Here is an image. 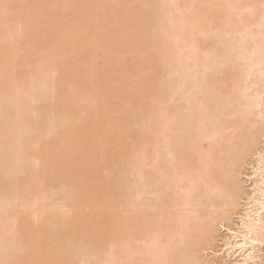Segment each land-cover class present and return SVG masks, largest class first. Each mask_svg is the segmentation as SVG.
Masks as SVG:
<instances>
[{
	"label": "rangeland",
	"instance_id": "rangeland-1",
	"mask_svg": "<svg viewBox=\"0 0 264 264\" xmlns=\"http://www.w3.org/2000/svg\"><path fill=\"white\" fill-rule=\"evenodd\" d=\"M161 1L162 0H0V37H2L0 40L5 42L2 44L0 43L4 46L0 54V129L1 132L4 131L3 133H7L8 131L6 141L0 146V181H5L4 183L2 182L3 184L0 182L5 186L4 188L2 185L0 186V198L2 195L3 198L6 195L8 196L6 199L8 198L7 200L13 201L12 203L14 204L13 198H16L15 196L21 197V194H17L21 191L16 192V188L18 190L17 181L23 176L21 175L23 173L21 170L22 167L24 168L25 166L26 169L31 170L40 168L39 170L41 171L38 170L40 175L34 176V183L31 180L32 185L30 188H27V190L25 189L26 192L24 190L22 194V196L26 198V196H30L26 193L33 195L32 192H39L41 194H38L37 198H39L35 201L32 197L31 200L27 197L28 199H25L24 202V198L15 199V203L16 200L20 201L17 203L19 204L18 207H16L17 204H15V210L18 211V209H20L19 212L23 211L20 216L18 215L19 218L23 215L25 216L27 213L26 217H30V219H28L33 222V224L31 223L33 226H41L46 220H44L45 216L47 217L45 214L47 212H52H49V210L55 207V210L57 209V216H53L51 220L57 221L56 217L60 218V220H66L68 218L66 215L69 214V210L65 206L67 205L65 204L67 202H65V200H67L66 198H68L67 196L69 195L67 192H64L67 189V185H64V180L66 178L62 176L61 180H63V182L61 181V183H59L60 181H58L57 177H60V173L69 174V176L72 175L73 177V174H76L78 169L71 165V162L74 164L75 161L73 160L75 159L77 162V159L82 156L85 150L92 146H97L100 153L93 159L92 163H94V166L91 161H88L89 165L93 167L91 168L93 174L91 170L81 173V175L85 177L84 188L86 190L91 188L92 183L95 182L96 179L99 180V178L105 177L106 174L111 172L115 176V185L111 187L112 192L117 190L121 192L126 186H132L134 188L133 185H139L141 182L145 181L146 184L143 185L147 193L143 190V194L141 192L142 195L139 194V196L133 193L134 189L131 188V191L133 190L131 193L136 195L135 197L132 196V200L134 197L135 199L133 202L137 203L139 200L140 202L138 203L146 202V204L144 203L145 205L152 202V200L155 201L157 197L155 193H157V191L153 189V187H157L155 177L159 172L158 167L160 166L163 169L168 163L165 162V160L169 161L171 159L163 144L161 146L162 148H160V146L157 148L164 159L162 158L157 161L156 158H154L157 156L158 151L157 148L154 147L156 145H153L154 139H152V135L157 131L156 129H159L161 126L158 125L155 114L158 112V109L162 108V119L174 121L175 119L173 120L171 117L173 118L176 111L178 112V114L176 113L178 116L174 118H176V120L178 117L183 119L185 117L184 114L186 116L188 115L185 112L188 111L186 108L187 104H189L187 103L188 99L186 98V92L183 91L184 88L182 90L180 89L181 87H185L184 80L187 78L185 76V79H182V74L186 72V66H183L182 69L184 70L180 71L179 69L178 71L176 70V72L171 71V66L174 65L173 62L176 61V58H180L181 60L186 58L188 48L185 47V44L187 43H185L184 38L181 37L183 39L181 40L179 36L177 37L179 34L174 36L175 34L173 35L170 32L173 24L176 26L177 22L184 23L182 20L185 15L184 12L186 13L187 2L186 0H166L165 6L163 5L166 10L163 12V9L160 11V7H158V4L161 6ZM161 3L163 4L164 2L162 1ZM167 9L170 12H167ZM162 12L164 14H162ZM179 12L183 13L182 20L178 16ZM166 13L173 14V21L176 23L173 22L172 24V21L169 22ZM163 15L166 17H163ZM174 16L176 18L178 16L179 18L174 19ZM183 28L185 27L183 26ZM152 30L156 34L154 37L152 35ZM174 30L175 29H172V31ZM122 38L126 39L123 43H121L122 40L119 42V39ZM155 45H160L158 46L160 50ZM49 47H51V49H49ZM28 70L31 71L29 72ZM195 74L197 75V73ZM196 75L194 77H196ZM152 76L153 79H149ZM198 78L196 79L197 81L195 80L196 85L197 82H199ZM249 79L251 80V78ZM249 79L248 81H250ZM262 79H264V77L258 82L262 83ZM57 81L63 84V86L61 85L62 91L61 89H59V91L57 87L55 88V84H58ZM175 83L176 85L178 84L180 90H175ZM260 83L258 87H255L258 83L251 84L252 87L250 86L251 89L249 90L251 91L254 87L261 89ZM263 83L261 84L262 86ZM132 85L135 87V90L136 87H138L140 90L144 91L143 98L147 99L146 103L149 104V106L147 104L149 115H142L132 109V105L134 104V101L131 99V93L134 91ZM147 90L148 92L151 90V92L148 93ZM173 91L179 93L176 94ZM160 98L163 100L159 101L158 99ZM118 102L128 108V111L124 114V119L127 120L125 131L129 130L131 133L129 136H125L126 134L123 132L124 128L122 131L119 130L118 119L120 121L121 118L119 113L112 109L111 106L112 103L115 104ZM184 102L186 104L185 108L181 105ZM52 103H56L60 106L59 114L56 113L57 115H51L50 112L46 111L48 105ZM176 104H179L177 106L181 105L183 110L177 107ZM261 107L262 105H259V107L256 108L258 110ZM262 108L264 109V107ZM262 108L260 110L263 115L264 110H262ZM71 110H75L78 126V132L72 135L69 134L71 137L67 138L76 139V142L71 147L72 150L70 149V152L69 150L65 152L67 155L61 160L56 152V147H52L49 149L50 155L47 157V162L44 164L37 161L35 162L34 156H32L33 153L31 154V152L28 151H32L30 149L37 148V146L39 148L40 145H48V147H50V143L54 142L50 126ZM257 110L256 112L258 113L260 110ZM257 113L255 114L254 111L255 115H250V118L253 117V120L250 119L249 124L252 123L253 126H259V124L262 123L264 125L262 115L260 113L257 115ZM227 117L229 118V116ZM10 118H12V121L15 118H18V120L28 118L32 122L26 123L25 120V126L22 122L23 125H19V127L21 126L19 133L17 126L13 125L16 121L12 122ZM254 120L255 122H253ZM34 121L36 124L33 123ZM170 121H167L168 123L163 121L168 125L163 123L165 130L167 132L169 131L168 134H166L167 136L170 135L169 133L172 130L170 125L173 126L174 122L177 124V121H171L172 123L169 124ZM26 124H33L35 129H33L34 126L29 125V128ZM253 126H251V128ZM248 128L249 125L247 124V127L243 129V131H245H242L243 133L247 132L246 135L250 131ZM261 128L263 127L261 126ZM27 130L29 133H27ZM31 130L32 132H37L38 136L34 139L33 143L32 141L30 143L33 148L30 147L28 151L26 150L29 154L24 152L25 150L23 149V154H21L22 152L20 148L18 150V145H20L26 137L28 139L23 143L27 144L30 137L28 134L32 133ZM100 130L102 131L100 132ZM165 130L164 132L166 133ZM48 132H51V134ZM129 132H127V134H129ZM225 133L226 132H224V134ZM262 138L263 139L260 138L256 142V147L259 146L261 149L255 147L253 149L254 151H252L254 155H256L259 150H264V137ZM55 143L57 144V142ZM119 143L123 145L122 153H120V155L113 154L115 146ZM221 144H223L222 141ZM224 144L221 146L227 147V145ZM19 147H21V145ZM65 150H67V148ZM220 153L222 152L220 151L217 155H220ZM227 153L226 151V154L225 152L223 154L227 156ZM252 153L250 152L247 154L248 157H242L243 159L245 158L246 161L244 159V163L242 162V165H240V167L238 165L236 169V171L239 172L235 174V177L240 181H238V184L241 185V190L243 191L240 190L241 200H238L239 205H237L235 209L232 208L234 211L231 209L232 213H230L231 211H228V214L226 213L230 217V221H225L229 220L226 214L224 215L227 216L226 218L228 219H225L223 215L222 218L224 217V219H222L221 222V216H219L220 218L216 216L217 218H215V221L217 219V222H213L216 224H214V229H216L213 232L215 233L213 240L209 242L206 249L198 251V255H200L199 257L202 261L208 262L210 260V262L213 261L214 264H233V262L239 259L229 250L224 249L226 248L225 244L227 243V238L231 239V235L226 228L232 227L234 228L233 230H236V225L240 222L238 216L244 213L246 202L249 201L248 197L251 199L254 195L252 193L253 191H251L253 189L251 186H254L255 178L257 177L253 175L252 171L258 166V164L256 165V162L258 163V161H256L258 155L254 156ZM223 154L220 157H223ZM228 156H230L229 153ZM225 159L228 158L226 157ZM176 161L177 160L173 161V159H171V162L177 164ZM75 168L77 169L76 171ZM58 174L59 176H57ZM79 174L80 173H78V175ZM177 174L180 175V172ZM146 185H148V187ZM136 188L137 186L135 185V189ZM42 192L44 193L43 195ZM20 199H22V202ZM7 200L3 203L10 204L9 201L7 203ZM37 200L39 204L36 203V205L39 206L34 207L36 208L35 210L33 206H35L34 202H37ZM215 202L217 201L215 200ZM20 203H27L26 205H29V208H24L25 204L21 205ZM40 206L49 208L44 209ZM6 207L8 206L5 205V210ZM8 208L12 209L10 207ZM1 209L0 252L2 254L0 253V256L3 257L2 259L0 258V261L6 258L4 261L9 262L8 259L11 261L10 257H14L15 255L14 259H16V254L18 253L17 255H19V251L22 250L19 248L20 250L17 249L18 251H14L16 250L14 249L15 245L17 248L19 245L16 244V239L12 240L16 237V234H14L16 233V229L18 231V228L22 227V224L16 219L18 217L13 214L14 210H12L13 212L10 210L12 212L10 214L8 210L4 211H8L7 213L3 212L4 207ZM25 209L26 213H24ZM37 209L40 212H37ZM116 209L117 216L112 226L121 227L124 221V214L121 212V206H116ZM27 210H29V212ZM30 210L34 211L30 212ZM17 211L15 212L19 214ZM2 212L3 214H1ZM12 214L14 216H12ZM99 214V216L104 215L105 217V211H99ZM62 215L65 216L61 219ZM133 215L132 218L137 221L136 218L140 214H138L136 218ZM50 216L48 218H51ZM3 218L5 221H8L4 223ZM16 223L20 225L18 226ZM52 224L50 228L52 232L53 229L57 232L61 228V224L59 225L58 222ZM93 228L86 227L82 232L84 235L88 234V236H86L89 237L90 234L93 235L98 227L95 229ZM11 231H14V233ZM11 233H13V235ZM84 235L81 238L79 237L80 235H78L79 239H76V237L74 239V241H76H73V243H69L68 241L70 245H68L67 248L70 249H67V251L70 254V259L72 258V264H125L127 255L124 254V244L117 238L113 242L104 245L100 242L101 246L100 244L99 247L97 245L98 248H96L94 254H90L86 244L88 240H86L87 237ZM84 237L86 238L84 239ZM3 239L7 241L8 244H5ZM82 239L86 241L83 242ZM134 239H132L133 242L131 241V245L129 244V250H132L130 257L127 256L128 259L126 260L130 261L132 259V263H134L136 259L139 260V257L142 258V250L139 249L138 244H141V249L145 244H142L143 241L141 242V239L140 242H138L139 239ZM71 241L72 240H70V242ZM66 243L67 241H65V244ZM1 244L3 247H1ZM5 245L9 246L7 247ZM12 245H14V247ZM4 246L5 249H3ZM137 247L138 251L137 249L134 250V248ZM145 250L147 252L148 249L144 248L142 252ZM254 250L256 256L253 264H264V239L255 246ZM14 252L16 253L14 254ZM22 253H24V251H22ZM165 254L167 255L168 253ZM137 256L139 257L137 258ZM138 260L136 261L138 262ZM1 262L3 263V261ZM210 262L209 264H213V262ZM9 263L11 264V262Z\"/></svg>",
	"mask_w": 264,
	"mask_h": 264
},
{
	"label": "bare ground",
	"instance_id": "bare-ground-1",
	"mask_svg": "<svg viewBox=\"0 0 264 264\" xmlns=\"http://www.w3.org/2000/svg\"><path fill=\"white\" fill-rule=\"evenodd\" d=\"M162 1L164 2L163 4L161 3ZM162 1L160 2L161 6L158 4V7H160V9H158L160 11L163 9L162 11L164 12V10H166V8H164L166 0ZM186 2L187 7L185 10L186 13L184 12L185 15L183 20V13L179 12L178 15L185 24L173 21V14L171 13H166V15H168L167 19L169 22L172 21V24L173 22L176 23V26H174L175 24L172 25L170 23L172 25V28H169L171 34H175L174 36L179 34L177 37L184 38L185 43H187L185 44V47L188 48L186 58L184 60L176 58V61L173 62L174 65L171 66V71L176 72V70L178 71L179 69L181 71L184 70L182 69L183 66H186V72L183 71L184 74H182V79H185L186 76L188 80H184L185 87H181L180 89L182 90L184 88L183 91L186 92L185 94L187 95V103L189 104H187L186 108L188 111L185 113L188 115L186 116L183 113L185 117L183 119L178 117L176 120L174 117L178 116L176 115L178 112L176 111V113H174V116L173 118L171 117V119H175L174 121H177V124L171 120L174 122L173 126L170 125L173 132L170 129L171 132L168 136L166 134H168L169 131L167 132L163 125L168 123L170 119H162V108L158 109V112L156 113L157 115L155 114L156 117L154 116L158 125H161L160 127L158 126L159 129H156L157 131L155 130L156 132L154 131L155 133L153 132L155 135L151 133L154 137H152V139H154L153 145H156L154 147L157 148L160 146V148H162L161 146L163 144L169 157L173 159V161L177 160V164L171 162V159L169 161L165 160V162L168 163L163 169L159 166L160 164L158 165L159 167L157 166L159 170L158 175L156 176L157 178L155 177L157 187H153V189L157 191V193H155V195L157 194L155 201L152 200V202H148L150 205H145L146 202L138 203L140 202L139 200L137 203L133 202L135 199L134 197L136 196L133 193L142 195L143 190L147 193L144 189V185L146 184L145 181H143L144 183L140 181L141 183L139 182V185L135 184L137 190L135 189V185H133L134 188L132 186H126L127 188L125 187L121 192L118 190V192H112L111 187L115 185V176L111 172L106 174L105 177L99 178V180L96 179L97 181L95 180V182L92 183L91 188L86 190L84 188L85 177L81 175V173L89 172L90 170L91 172L93 171L91 169L93 168L92 165L94 166V163H92L93 159L100 153L97 146H92L85 150L80 157L81 160L80 158L77 159L78 163L76 162V159L73 160L75 161L74 164L71 162V165L78 169V171H76L77 169L75 168L76 174H73V177L72 175L69 176V174L66 175L65 173H62L63 175L60 173V177H57L58 181H60L59 183H61V181L63 182V180H61L62 176L63 178H66L64 180V185H67V189L64 192H67L69 195L67 196L68 198H66L67 200H65V202L67 201L65 203L67 205L65 206L69 210V214L66 211L68 215H65L68 218L63 220L62 218L65 215H62V220L58 217H56L57 221L51 220L52 217L56 215L57 209L55 210L54 207L53 209L51 208L52 210L48 209L49 212H52H47L45 214L47 217L43 213L45 216L44 220L46 219L45 222H43V225L40 224L41 226H33V222L29 220L30 217L28 216L29 219L26 217V209L29 208V205L27 206V203H23L26 205H24V208L26 207L24 213L26 214L19 218L18 215L20 216L23 211L19 212L20 209H18V211L15 210L19 205L17 203L20 202L19 200V202L16 200L15 203V199L24 198L22 196L23 191L30 188L32 181L35 180L34 176L40 175L41 171L39 170L40 168L31 170L26 169L24 166L25 170L22 167L21 170L23 173H20L23 176L17 181L18 186H16L18 187V190L15 187L16 192H22L17 193L19 195L21 194V197L15 196L16 198H13L14 204L12 203L13 201L11 202L7 200L8 198L6 199V197H8L6 195L4 198L2 197L3 195L0 198V210L4 207L3 212L6 210H8L10 214L13 212L12 210H14V212H19V214L16 212H13V214L19 218L16 219L22 224V227L18 228V231L14 227L16 233L11 231L16 234V237L12 240H17V243L15 242L16 240L12 242L19 245L17 248L14 244V249H16L14 251H18L17 249L19 248L22 249H19L20 254H16V259H14L15 255L14 257H10L11 261L7 258L11 264H72V258L70 259V254L67 251V249L70 248L67 247L70 245L69 243H73L76 237V239H79V237L81 238L84 235L82 231L86 227H94L93 229L96 227L99 228H96L97 230L94 231L93 235L90 234L91 236L89 235V237H87L88 234L84 235H87V238L84 237V239L86 238V240H88V243L86 242V244L90 254H94V251L99 247V244L101 246V243L102 245L111 243L117 238L124 244H122L126 252H124V254L130 257L132 249L129 250V244L131 241L133 242L132 239L136 237L134 240L139 239L138 242H140L141 239V242L143 241L142 244L145 243L142 246V249L140 248L141 244H138L140 250L143 251L144 248H147L151 251L147 250L148 253L146 250L144 252L141 251L142 258L137 256V258L139 257V260L136 259L138 260L137 262L133 259L134 263H132V259L126 261L128 259L126 256L125 264H209V259L208 262L200 259L198 251L206 249L209 242L213 240L215 235L213 232L216 229H214V224L217 222V219L215 221V218H217L216 216H221V218L219 217L221 222V220L224 219V217L222 218L224 214H228V211L230 212L232 208L235 209L237 205H239L238 200H241V185L238 184L240 181L235 177V174L239 172L236 171L237 166L239 165L240 167V165H242L241 163L245 159L242 157H245L247 154L254 151L253 149L256 147L257 140L260 138L263 139L262 137H264V125L262 123V125L259 124L260 127L253 126L252 123L249 124L250 119L253 120V117L250 118V115L254 114V111L255 114L257 113L256 107H259V105L264 107V79H262L263 86L261 85L262 83L258 82L264 77V0H186ZM163 12L162 14H164ZM167 12L170 11L167 9ZM178 16L177 18H179ZM163 17L166 16L163 15ZM177 18L174 16V19ZM145 22L147 23L146 20ZM183 26L185 28H183ZM172 29L175 30L172 31ZM152 35L153 37L156 36L153 30ZM182 38L181 40H183ZM0 39H2V37H0ZM120 40H122V42ZM125 41L126 39H119V42L121 43ZM0 43L2 44L5 42L0 40ZM1 44L0 54L4 49V46ZM155 46L160 50V47H158L160 45ZM49 49H51V47H49ZM28 71L30 72L31 70ZM195 73H197V75ZM195 75L197 78L200 77L198 78L199 82H197V85V78L194 77ZM151 78L153 79V76L149 79ZM249 78H251V80ZM248 79L250 81H248ZM57 82L58 84H55V88L57 87L58 90L61 89L62 91L63 84H61L60 81ZM254 83H258L255 87H258L260 83L262 88L260 87L261 89H257L254 87L250 91V86L252 87ZM175 85L176 83L174 84V87H176L175 90H180L178 84ZM132 87L134 89L131 93V99L134 101L132 109L142 115H149V108H147L149 104L146 103L147 99L143 98L144 91L140 90L138 87H136L135 90L133 85ZM176 91L173 92L176 93ZM149 92H151V90ZM158 100L161 101L163 99L160 98ZM183 104L181 105L185 108V102ZM177 105L179 104H176V106ZM111 106L112 109L117 111L120 115L121 120L119 121L118 119L119 130L122 131L124 128L123 132L126 134L125 136H129L131 133L129 130L125 131L127 120L124 119V114L128 111V108L119 102L115 104L112 103ZM180 106L177 107L182 109L183 107ZM262 110L264 109L262 108ZM46 111L50 112L51 115L56 113L59 114L60 106L56 103L49 104ZM258 113L261 114V110L258 111ZM263 115L262 118L264 119ZM227 116H229V118ZM10 120L12 121V118H10ZM13 121H16L13 125H16L19 130L21 129V126L19 127V125L22 124V122L23 124L25 122L29 123L31 120L28 118L22 120L15 118ZM56 121L57 122H54L52 126H50L52 134L51 132H48L53 135V137L50 136L54 139V142L50 143V147H48V145H40L39 148L37 146V148L30 149L32 151H28L30 147L33 148L32 144H30L31 141L33 143L34 139L38 136L37 132H32V130L35 129V126L31 124L34 126L31 130L33 134H28L30 137L27 144L23 143L28 139L26 137L27 135L25 136L26 139L20 143L21 147H19L20 145H18V142V150L20 148L21 152L25 150L24 152L26 153H33L32 156H34L35 162L37 161L44 164L47 162V157L50 155L49 149L56 147L59 159H64L65 155H67L65 152H68V150L70 152L71 147L76 142V139H67L68 137H71L72 134L78 132L75 110H71L65 116L61 117L60 120L57 119ZM171 121L169 124L172 123ZM253 122H255V120ZM33 123H35V121ZM247 124L249 125L248 130H250V133L248 132L246 135L247 132L243 133L245 131H243V129L247 127ZM26 125L29 127L30 124ZM251 126L253 127L251 128ZM261 126L263 128H261ZM28 130L27 133L30 132V130L29 132ZM101 131L102 130H100V132ZM3 132H1L3 135L0 134V146L6 141L8 135V131L7 133ZM127 132H129V134H127ZM224 132L226 133L224 134ZM221 141L223 144L225 142L224 145H227V147H222L223 144H221ZM55 142H57V144ZM122 146L121 143L115 146L113 154L120 155V153H122ZM66 148L67 150H65ZM256 148L261 149L259 146ZM225 150L230 156H228V153L227 156L225 155ZM262 150H259V152L257 151L258 153L256 155L258 156L256 161H258V163L256 162V165L258 164V166L252 171L253 175H256L255 177H257L255 178L254 186H251L253 188L251 191H253L252 193L254 195L251 199L248 197L249 201L246 202L248 205H245L246 209L244 213L242 215L239 214L240 216L238 217L240 222L236 225V230H233L234 228L232 227L226 228L231 235V239L227 238V243L225 242L226 248L224 249L229 250L239 258L238 260L236 258L237 261L233 262V264H253L256 256L254 254L255 246L264 239V150ZM220 151L222 153L217 155ZM224 152L225 154H223ZM21 154H23V152ZM222 154L223 157H220ZM224 157H227L228 159H225ZM154 158H156L157 161L163 158L160 151H158L157 156ZM88 161H91L92 165H89ZM179 172L180 175L177 174ZM78 173L80 174L78 175ZM57 176H59V174ZM0 182L4 183L5 181ZM1 183L0 186L3 184ZM146 186L148 187V185ZM2 187L4 188L5 186L2 185ZM131 188L134 189L133 193H131L133 191H131ZM32 193L33 195L26 193L30 196H26V198L23 199V202L28 198L30 200L33 198L35 201L39 198H37L38 194H40L39 192ZM43 194L44 193L42 192V195ZM132 196H134L133 200ZM4 199L7 200V203L9 201L10 204L3 203L5 201ZM20 200L22 202V199ZM215 200L217 202H215ZM34 203L35 206H33V209L36 210L34 207L39 206L36 205V203L39 204L38 200ZM15 204H17L16 207ZM20 204L23 205L22 203ZM5 205L12 209L6 207L5 210ZM116 206H121V212L124 214V221L121 227L112 226L115 223L114 219H116L115 217L117 216ZM42 208L46 209L49 207ZM234 209L232 210L234 211ZM27 211L29 212V210ZM32 211L30 210V212ZM38 211L39 210L37 209V212ZM99 211H105V217L104 215L99 216ZM3 212L1 214H3ZM230 213H232V211ZM13 214L12 216H14ZM132 215L135 218L138 215L136 218L137 221L132 218ZM49 216L51 218H48ZM227 216H225V219L229 218V220L225 221H230V217L228 216V218H226ZM6 221L4 220L3 222L5 223ZM52 221L58 222L59 225L61 224V228H58L59 230L57 229V232H55L56 230L54 231V229L52 232V229H50L52 227L51 224L54 223ZM214 221L215 223H213ZM17 225L19 226L20 224ZM13 233L11 234L13 235ZM78 235L80 236L78 237ZM84 239H82L83 242L86 241ZM70 240L72 241L70 242ZM3 241L5 244H8L4 239ZM65 241H67L66 244ZM14 245L12 246L14 247ZM5 246L3 249H5ZM1 247H3V245ZM138 247L134 248V250L137 249L138 251ZM22 251H24V253H22ZM15 253L16 252H14V254ZM165 253L168 254L166 255ZM175 255L178 256L176 257ZM2 257L0 256L1 259ZM4 260H1L3 263L0 261V264H10Z\"/></svg>",
	"mask_w": 264,
	"mask_h": 264
}]
</instances>
